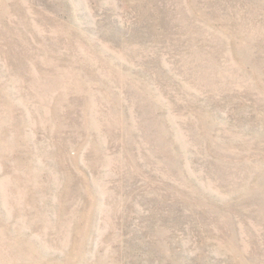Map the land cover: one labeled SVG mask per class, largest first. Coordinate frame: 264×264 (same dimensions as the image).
<instances>
[{"label": "rangeland", "instance_id": "rangeland-1", "mask_svg": "<svg viewBox=\"0 0 264 264\" xmlns=\"http://www.w3.org/2000/svg\"><path fill=\"white\" fill-rule=\"evenodd\" d=\"M0 264H264V0H0Z\"/></svg>", "mask_w": 264, "mask_h": 264}]
</instances>
